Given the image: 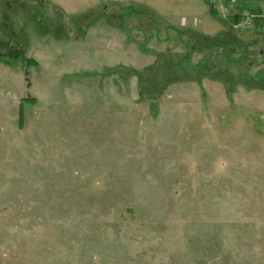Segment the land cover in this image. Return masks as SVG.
<instances>
[{"label": "rangeland", "instance_id": "obj_1", "mask_svg": "<svg viewBox=\"0 0 264 264\" xmlns=\"http://www.w3.org/2000/svg\"><path fill=\"white\" fill-rule=\"evenodd\" d=\"M86 5L0 0V264H264V0Z\"/></svg>", "mask_w": 264, "mask_h": 264}, {"label": "crops", "instance_id": "obj_2", "mask_svg": "<svg viewBox=\"0 0 264 264\" xmlns=\"http://www.w3.org/2000/svg\"><path fill=\"white\" fill-rule=\"evenodd\" d=\"M53 1V0H51ZM75 2H79L81 5L84 3L85 7H74L71 8L70 7V2H68V0H54V2H56L57 7L60 10H63L64 13H66V15H70L71 12H75V13H79V10L85 9L87 7L86 2L88 0H73ZM106 1H110V0H106ZM112 1H118V3H122V4H140V5H144L145 8H149L150 10L154 11L156 13V15H158V11H160V9L158 8V0H112ZM68 2V3H67ZM113 3V2H112ZM116 3V2H115ZM93 4V3H92ZM74 6H77L76 4H74ZM128 6V5H127ZM264 154V152H261ZM256 154H260L259 152ZM242 161L244 162V160L242 159ZM254 163V162H253ZM249 179L252 180L254 182V185H259L260 184V179H256L253 176H261L262 174H260V169H253L251 170L249 173ZM236 177V176H234ZM243 182V181H242ZM236 198V197H234ZM250 198H264V194L260 195V194H252V196Z\"/></svg>", "mask_w": 264, "mask_h": 264}, {"label": "trees", "instance_id": "obj_3", "mask_svg": "<svg viewBox=\"0 0 264 264\" xmlns=\"http://www.w3.org/2000/svg\"><path fill=\"white\" fill-rule=\"evenodd\" d=\"M23 54H24V52L22 51V49L18 48L16 51L15 50L14 51L9 50V52H7V54H5V55L9 56V57L12 56V57H16V58H23L24 57ZM20 123H23V109H21V111H20Z\"/></svg>", "mask_w": 264, "mask_h": 264}]
</instances>
